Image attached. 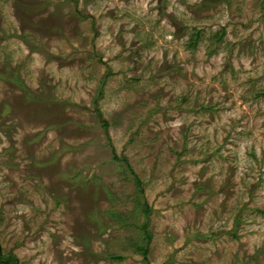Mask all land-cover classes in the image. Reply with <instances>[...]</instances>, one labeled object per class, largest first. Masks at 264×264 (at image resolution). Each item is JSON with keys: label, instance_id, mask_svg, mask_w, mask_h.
<instances>
[{"label": "rangeland", "instance_id": "obj_1", "mask_svg": "<svg viewBox=\"0 0 264 264\" xmlns=\"http://www.w3.org/2000/svg\"><path fill=\"white\" fill-rule=\"evenodd\" d=\"M140 247L264 264V0H0L1 255Z\"/></svg>", "mask_w": 264, "mask_h": 264}, {"label": "trees", "instance_id": "obj_2", "mask_svg": "<svg viewBox=\"0 0 264 264\" xmlns=\"http://www.w3.org/2000/svg\"><path fill=\"white\" fill-rule=\"evenodd\" d=\"M198 37H199V34H197V36H196V41H197ZM104 126H106V124H104ZM113 154H114V152H113ZM113 159H114V160H118V157L114 154V155H113ZM137 184L140 185V181H139V180H137ZM148 209H149L148 207H147V209H145L146 213L148 212ZM142 229L144 230L145 241L148 243V242L151 240V235H150V233L146 230V225H143V226H142ZM138 251H139V253L143 256V258H144V263H145V264H149L148 261L146 260V256H147V254H148V248H147V247H140ZM111 259H112V260H116V261H121V260H123V258L120 257V256H113V257H111ZM0 264H15V260L13 261L12 258L9 257V256L3 257V256L1 255V252H0Z\"/></svg>", "mask_w": 264, "mask_h": 264}]
</instances>
